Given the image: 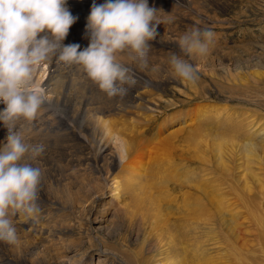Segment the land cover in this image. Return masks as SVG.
Here are the masks:
<instances>
[{
	"label": "rangeland",
	"instance_id": "374dc122",
	"mask_svg": "<svg viewBox=\"0 0 264 264\" xmlns=\"http://www.w3.org/2000/svg\"><path fill=\"white\" fill-rule=\"evenodd\" d=\"M209 1L211 0H196L194 2L199 9L204 2L207 4L208 9L211 4L210 16H212V12L215 15L209 21H207V17L205 19H197L201 22L203 20L207 22V24L203 25L205 22L203 21L201 23L203 26L199 24V28L210 29L215 34L209 53L201 57L202 59L198 62L193 61L197 68L198 79L194 83H182L178 80L179 84L181 83L180 85L178 84L179 87L177 84L170 83L172 85H167L164 88L165 93L161 95L164 106L168 105L166 107L167 111L169 109L168 112L172 113V116H177V119H173L172 124H167L168 126L166 125L162 130H158L160 129L158 126H161L162 118L160 117L162 115L157 114L158 118L156 120L146 124L148 127L145 122H142L144 124L140 123L142 127L137 126L140 125L137 124L135 128L139 127L136 128L137 132L139 130L138 133L134 131L135 129L133 130L135 123L134 125L133 123H131L132 125L130 124L133 128L130 125H127V127L123 123H118L116 126V130L124 129L127 131L131 129L138 135L136 139L140 143V151H138L140 154L137 153L138 156H135L137 158L136 160L134 158V160L136 164L143 163L144 169H141L144 172L142 171L138 174H140V177L142 176L140 180L144 178L141 181L143 188L146 189L144 192L137 193L133 204L128 203V206L123 205L121 207L120 205L122 204H120L118 205L120 208L114 207L108 214L106 212L108 208H106L103 216H97L100 223H96L99 224V229H101L97 230V239L104 245L103 249L113 255L112 258L114 260L110 258L109 264L110 262L111 264H169L170 261L166 259L168 256H172V264H176L178 260L177 248L182 250V264H264V230L260 229L258 232H253V236H250L248 238L249 241L246 243H235L227 238L224 235L225 233L221 232L222 229L226 230L230 223L243 221V218L248 216L249 211L253 212L250 217L262 220L264 215L260 216L257 212L259 204L264 201V171L262 168L260 169V165L254 160L253 164H250V159H242L241 167L237 168V159H239L237 153L232 155L228 152L231 144L241 146L247 141L243 137V130L237 131L233 128L234 126L228 123H226L227 125L217 123L218 121H214L215 118L211 120L209 115H202L204 120H200L202 118L198 114L196 116L193 114L197 111H203L201 110L203 105H212L216 107V110L219 108L220 119L222 120L225 119L223 114L228 112L229 114H236L239 120H243L244 123L253 121L255 124L253 130L264 128V0H225L223 1L225 5L222 0H218L219 2L212 0L211 3ZM214 3L215 5L213 6ZM187 11L182 8L180 14L186 15ZM207 15L209 16V14ZM179 30L181 36L186 32L185 28ZM162 50L164 49L161 48L160 53ZM155 55L154 57L157 56ZM177 55H181V53ZM166 58L167 54L163 53L160 58L161 62L156 61L162 71L165 70L163 68L166 65L170 64L169 62L166 64ZM163 62L165 65H163ZM189 62L192 63V60H189ZM74 72L75 74H73ZM69 73H71L68 74L70 76L64 75L67 77L65 81L64 76H62L63 79H60L61 82L59 84L60 89L57 90V92L62 94L60 107L57 110L62 114L67 112L68 115L71 110L75 109L77 103L81 104L86 98L94 97L95 90L93 89L96 88L93 82L87 79L82 70H71ZM167 76L170 78L168 73H166V76L164 74L165 78ZM71 83H73V86ZM78 83L80 85L83 83L82 87L80 85L77 86ZM74 85H76V89ZM83 87L85 88L83 89ZM145 90L147 89H143L142 92ZM71 92H74L73 95ZM163 104L161 107H164ZM185 112L189 114L187 118L179 116L184 115ZM193 116L195 118H192ZM85 121L86 119L83 120V123ZM237 123L239 125L242 124L238 120ZM233 125L236 124L234 123ZM129 130L127 131L128 137ZM190 133L192 135H189ZM53 135L55 134L50 135V137ZM68 138L69 140L71 139L72 144H52L56 149L50 144L44 147V153H50L51 156L49 165L46 166L47 169L41 171L42 180L37 188V193L40 194L37 200V203L40 204L38 205L40 209L38 214L48 208L45 206L47 203L45 191H47L49 182L55 187V185H58L56 179L59 177L57 176L62 174L63 168L56 166L58 159L60 160L58 157L62 154L58 152L63 148L65 150L69 147L68 151L77 149V151L80 150L81 153H85L79 146L80 139L74 137L72 133ZM212 140H214L215 144H220V147L209 145L212 144ZM206 147H208V150H205L207 149ZM53 149L54 152L56 150L57 152L54 153ZM203 150L206 152H202ZM257 161L262 162L261 159ZM223 162L225 166L222 165ZM60 166L63 167L64 164H60ZM227 168L230 171L228 175L226 172ZM234 168H237V170L233 171ZM131 171L133 170L130 169L128 172ZM187 172L189 175H187ZM191 172H195V180L192 184L185 181L186 176H191ZM128 175L130 176V173ZM179 181L184 185H180ZM43 183L45 184L43 185ZM148 183L151 184L147 186ZM191 187L195 190H191ZM43 188L46 189L44 190ZM93 188H95L94 185ZM183 193H189L190 196H194L192 194L198 195L194 196V198L209 196L212 202H208L211 203V206H207V208L215 216L219 214V211L215 212L218 209L213 205L219 201L222 202L225 208H222L221 211L226 223H213L211 219L217 217L210 216L207 217L210 220L207 222L208 225L203 227L201 225L203 224V214L200 213L199 208L192 210L189 205L192 200H188L187 205L183 206V197L185 196ZM220 197H222V201ZM123 203L125 204L126 202ZM41 205L43 209L40 208L42 207ZM63 205L61 206L63 207ZM154 208H156V211L153 210ZM84 210L75 215L77 219L72 216L67 221L60 215L61 213L49 211L47 220L43 223V229L49 231L53 237L50 235L47 238L44 236L34 237L36 239H33V241L38 242L40 247L36 256L33 254V256L29 255L28 257L34 258L35 256L36 264H41L43 261L56 264L58 261L57 254L71 251L72 255L80 256L87 252L88 248V250L95 251L98 243L94 241L93 234H90L93 229L87 222L89 214L88 217H85L87 213ZM61 228L68 234L57 238L58 232L63 231ZM87 237L90 238L88 239ZM27 239L29 240V237ZM17 241L16 243H21L22 236ZM72 255L68 254V256Z\"/></svg>",
	"mask_w": 264,
	"mask_h": 264
},
{
	"label": "bare ground",
	"instance_id": "6f19581e",
	"mask_svg": "<svg viewBox=\"0 0 264 264\" xmlns=\"http://www.w3.org/2000/svg\"><path fill=\"white\" fill-rule=\"evenodd\" d=\"M195 1L196 0H148V4L150 7H155L157 10H160L156 13L157 18L160 21L158 29H157L159 34L156 36L154 40L148 42L150 44V51L148 54L149 55L148 56V66L146 68H140L131 59L129 54L125 53L121 55L120 57L121 63H123L125 66L131 69V74H134L135 80H136V84L132 87H129L128 85H124V87L128 88L129 91L127 92L126 96H123L122 98H120L119 96L114 97V98H108L105 94L98 91L99 90L98 85L93 83L96 86V88L93 89L95 90L94 92L95 96L94 97L90 96L86 98V100L84 102H81V104L77 103L75 106V109L71 110V113L69 115L67 114V112L62 114V113H59V111L57 110L58 107H60L59 105H60V101L62 98L61 92H57V90L60 89L59 87V84L61 82L60 79L64 75L67 76L68 74H71L69 73L71 70L81 71L82 69H80L78 66H75V65L71 67L64 66L62 64L57 63L56 60L53 59L51 62L47 63L44 67L38 70L35 80L40 87H43L46 90V92L49 95L50 102L44 104L43 110L41 114L37 117L36 121L33 123V125L30 128H27L25 130L26 142L30 144H37V143L42 144L44 147L49 144L52 145L56 143L68 144V143H71L70 141L71 139L69 140L68 137L72 133L74 137L81 140V142H79V146L81 147V150H84L85 153L83 154L81 153L80 150H79L80 152L77 151V149L76 150L74 149V151H70V150L68 151L67 149L69 147L66 148L65 150L63 148L58 152L62 154L60 157H58L60 158V160L57 158L58 164H56V166L63 168V169H62V174L58 173L59 175L57 177L59 178L56 179V181L58 182V185H55L54 187V185L51 182H49V184L46 183L48 184V188H47V191H45L47 195V198H45L47 202L45 206H47L48 208L45 209L44 207L45 210L42 213L40 214L37 213L33 217H26L25 215H17L16 217H13L14 225L17 228L18 239H20V237L22 236V241L21 243L15 242L11 244L7 242H0V264H36L35 256L40 246L38 242L33 241V239H36L34 238L36 236H40V237L44 236L45 238H47L51 234L49 231H46L45 229H43V223H45V221L47 220L49 211L61 213L60 215L63 218H65V220L67 221L72 216L76 218L75 215H77L83 209H85L84 211L87 213V216L85 217H88V214H89V220L88 221L85 220V221L89 222L91 228L93 229L92 233L90 232L89 233L93 234L94 241L98 243L95 248L96 250L95 251L91 249L88 250L89 249L88 248L87 252H84V254L80 256L72 255L73 253H70L71 251L60 253L59 255L57 254V260H58L57 263L56 262L54 263L56 264H109L108 261L110 258L113 257V255L110 253H107L106 250L103 249L104 245H102L99 242L100 240L97 239V230L100 227L99 224L96 223V222L100 223L99 218L97 216L99 215L103 216V214L106 211V208H108V211H106L108 214V212L112 208L114 207L117 208L119 207L118 205L120 204H122L120 205V207L123 205L128 206V203L133 204L137 193L144 192V190L146 189V188H143L142 181H141L144 178L140 180L142 176L140 177L139 176L140 174H138L139 172H142V171L144 172V170H142L144 169L143 163L136 164V161H135L137 158L135 156H138V154H140L138 152L140 151V143L138 139H136V137H138L136 133L139 132V130L138 132L136 131L137 130L136 128H139V127L135 128V126L140 123L144 124L142 122H145V125L149 124V122L156 120L158 118L157 114H159L160 116L162 115V117H160L162 118V121H161V126H158L160 128L158 130H162V128L165 127L167 124L168 125L172 124L173 119L175 118L177 119V116L176 117L172 116V113L168 112L169 109L167 111L166 107L168 105L166 107L164 106V104L162 103L163 97H161V95L165 93L164 88L170 83H174L178 85L179 79L173 77L171 73V68H169L171 67L170 64L166 65L165 68H163L165 70L162 71V69L158 66L159 64L156 61L161 62L160 58L163 56V53H165L167 54V58L165 61L167 64L170 61V57L173 53L175 54L177 52L180 53V50L178 47V40L181 37V34H180L179 29L185 28L186 31H189L191 30L193 26L198 27L199 24L201 25V23L205 21L203 20L201 22L200 20H197V19H200V18L205 19L207 17V21H209L210 19H213V17L215 16L213 12H212L213 17L210 16L211 14L210 9L212 7L210 3L212 0L209 1L210 2L209 9L205 2L200 6V9L197 8L194 3ZM223 1L225 0H222V3L224 4L225 2ZM95 2L97 4H103L105 3V0H95ZM92 4H93V0H67V7L71 11L72 15L78 17V19L69 29V34L63 41L65 45L79 44L80 50H83L89 45V39L87 38L85 28L87 24V18L90 15ZM214 5L215 3L213 4V6ZM182 8L188 10L186 15L180 14ZM207 14H209V16ZM205 23L207 24V22L205 21L203 25H205ZM161 48L164 50H162V52L160 53ZM150 54H151V57H150ZM154 54H156L157 56L155 55L156 57H154ZM184 58H188L189 60H192V63L194 60L198 62L200 59H202L201 57L189 58L186 56ZM153 61H155L156 63L155 62L153 63ZM163 65H165V63ZM166 70L168 71L166 73L170 75V78L168 76L166 77L167 79L164 77V74L166 76V73L164 72ZM73 74H75V72ZM65 76H64V81H65V78H67ZM77 77L79 76L77 75ZM83 78H86V77H83ZM66 83H67V80H66ZM71 84L73 86V83ZM82 84L80 85V83H78L77 86L80 85L82 87ZM75 86L76 85H74V87ZM84 88L85 87H83V89ZM143 89H147V90L142 92ZM82 92H79V93H82ZM162 104L164 107H161ZM4 107L5 105L3 103H0V110H3ZM202 107L203 108H201V110L203 111H197V112H194L193 114L195 116L196 114H198L199 117L201 118H202V115H206V116L209 115L211 120H214L215 118L214 121H218L217 123H222L223 125H227L226 123H228L229 125L234 126L233 128L236 129L237 131L243 130L244 132L243 137L247 139V141L241 146L231 144L230 149L228 151L232 155L233 153H237L239 159H237L238 163L236 164V167L237 168L241 167L242 159H250L251 162L247 160L248 162H250V164H253V162L255 161L256 163H258V165H260V169L262 168V170L264 171V128L263 129L257 128L253 130L255 127V124L253 121H252L253 123L252 122L244 123L243 120H239V117L236 114H229L228 112L223 114V116H225L224 117L225 119L222 120L220 119V111L218 110L219 108L216 110L215 109L216 107L212 105H203ZM188 115L189 114L185 112L184 115H179V116H184L187 118ZM195 116H193L192 118H195ZM84 119H86V121L83 123ZM200 120H204V119L202 118ZM211 120H208V121H211ZM237 120L239 123H242V124L239 125L237 123ZM118 123H123L126 126L130 125L131 123H133L134 125L135 123L134 128L133 126H131L132 124L130 126L133 128V130L135 129L134 131L136 133H134L133 130L128 129L129 130V137H128L127 136L128 130L127 131L124 129L116 130V126L118 125ZM234 123L236 125H233ZM78 124H81L82 126ZM141 124L137 126H141ZM79 126L81 127L79 128ZM235 126L237 127L235 128ZM142 133H143V130H142ZM52 134H55V135L50 137V135ZM155 135H158V134H155ZM189 135H192V134L190 133ZM5 136H6V129L3 127V124L0 123V146H2L3 142H5ZM73 144L75 143L73 142ZM209 145H211L212 147L215 145V147L217 146V148L220 147V144L219 145L215 144L214 140H212V144H209ZM208 147H206L207 149L205 150H208ZM54 149H53V152H54ZM196 149L199 150L198 148ZM219 151H220V148H219ZM47 152H50V151H47ZM56 152L57 150L54 153ZM202 152H206V151L203 150ZM44 154L38 157L35 161H32L29 158L28 162L32 163L33 166L39 167L41 171H45L47 169L46 166L49 165L51 155L50 153H44ZM258 159H261L262 162H258L257 161ZM227 161L229 162V160ZM60 164H64V166L61 167ZM222 165L225 166V163L223 162ZM237 168H234L233 171H236ZM130 169L133 171L128 172L130 171ZM226 172H227V175L228 173L230 174V171L228 170V168ZM128 173H130V176L128 175ZM194 173L195 172H191L190 177L186 176L185 181L191 184L194 183V180H195ZM231 174H232V171H231ZM187 175H189L188 172H187ZM229 177H231V175H229ZM186 182L184 183L186 184ZM44 184L45 183H43V185ZM150 184L151 183H148L147 186H149ZM179 184L182 185L180 181H179ZM93 185L95 186V188H93ZM188 187L190 188V186ZM192 188L193 187H191V190H195ZM38 190L40 191V189ZM187 194L189 193H183V195H185L183 197V206L187 205L188 200H192L189 203V205L191 206L193 211L196 208H199L200 213L203 214L202 216L203 224L201 225L205 227L206 225H208L207 222L210 221L209 218L207 217L215 216L212 214L211 210L207 208V206L209 207L211 206V203H208V202H212L210 197L209 196H206V197L199 196L198 198L197 197L194 198V196H198V195L192 194L194 196H190V194L189 195ZM220 198L222 201V197ZM123 202H126L127 204L126 203L124 204ZM214 204L215 205L213 206H216L215 208L218 209L217 211L215 210L214 211L215 212L219 211L218 212L219 214L215 216L217 218H213L211 219V221H213V223L225 224L226 220L223 218V212L221 211L222 208H225L223 207V203L219 201L217 204L216 203ZM38 205L40 204L38 203ZM61 205H63V207ZM81 207H83V209H81ZM40 208L43 209V206ZM153 210L156 211V208H154ZM257 213L260 216L264 215V201L261 204H259ZM247 215L248 216H246V218L245 217L243 218V221L232 222L230 223V225L226 227V230L222 229L221 232L223 234L225 233L224 235L235 243L248 242L249 241L248 238H250V236H253L252 235L253 232H258L260 231V229L264 230V224H263L264 216H262L263 217L262 220H256L255 217L254 219L250 217L251 215H253L252 211H249ZM59 232H62V233H59ZM59 232H58V235H56L57 238L58 236H64V235L66 236L68 234V232L67 234L66 232H64V229L63 231L61 230ZM85 233L89 236L87 232ZM26 237L27 238L29 237V240ZM51 237H53V235ZM56 237L55 239L58 240ZM176 253L178 256V260L176 261V264H182L181 263L182 262V258H181L182 250L180 248H177ZM33 254L35 255L34 258L28 257L29 255L33 256ZM68 254H71L72 256H68ZM92 254H97V255H92ZM171 257L168 256V258H166L167 261H170L169 264H172ZM41 264H52V263L43 261Z\"/></svg>",
	"mask_w": 264,
	"mask_h": 264
},
{
	"label": "clouds",
	"instance_id": "9594fccd",
	"mask_svg": "<svg viewBox=\"0 0 264 264\" xmlns=\"http://www.w3.org/2000/svg\"><path fill=\"white\" fill-rule=\"evenodd\" d=\"M160 11L148 0H93L85 32L89 45L63 41L78 17L67 0H0V123L6 129L0 146V242H17L13 217H33L40 211L37 188L41 169L28 162L42 156V144L26 142L25 130L41 114L49 95L36 80L39 69L53 59L78 66L108 98L123 97L136 84L131 69L121 63L127 53L140 67L148 66L149 41L159 34ZM210 29L193 26L178 40L182 55L170 57L171 73L182 83L198 79L196 66L184 57H204L213 44Z\"/></svg>",
	"mask_w": 264,
	"mask_h": 264
}]
</instances>
